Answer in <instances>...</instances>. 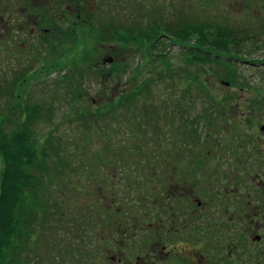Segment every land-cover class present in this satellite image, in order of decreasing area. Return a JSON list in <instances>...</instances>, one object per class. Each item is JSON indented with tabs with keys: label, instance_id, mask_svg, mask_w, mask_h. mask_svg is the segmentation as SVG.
Returning a JSON list of instances; mask_svg holds the SVG:
<instances>
[{
	"label": "rangeland",
	"instance_id": "374dc122",
	"mask_svg": "<svg viewBox=\"0 0 264 264\" xmlns=\"http://www.w3.org/2000/svg\"><path fill=\"white\" fill-rule=\"evenodd\" d=\"M61 1L60 8L45 11L51 7L50 0H37L34 2L35 7H40L35 11L37 15L31 13L26 17L28 12L24 11V6L27 5L21 0H0V114L9 112L7 105L14 103L11 96L3 93L6 88L15 87L16 92L23 96L22 102L35 103L45 100L47 105H53L54 113L50 121H42L39 124L38 139L43 140L46 133L54 134L55 139L63 138L65 144L62 147L61 162L52 165V168L58 167L57 170L48 172L49 180L53 183L49 199L54 210L53 216L47 224L41 225L38 241L26 254V262L89 264L88 259L91 258L93 261H90V264H101L104 250L101 242L95 240L103 226L104 215L102 216L101 212L136 210L140 208L138 206L142 201L148 200L149 186L145 181L149 180V169L144 168L142 162L146 163L143 165L149 164L151 146L179 145V140L185 134L183 131H193L199 138H193V143L188 140L189 144H201L200 139H204L213 147L212 152L216 149L227 151L226 148L229 150L230 145L238 144L237 135L241 130L249 129V139L257 134L262 135L260 129L264 128V0ZM70 10L72 12L69 13ZM180 12L187 18L197 16L204 20L217 19L222 24L241 30L240 35L244 40L240 53L236 54L241 59L236 61L235 58L231 66L236 73L237 85L232 86L220 75L218 77L216 72L223 73L225 68L216 64L207 67L208 75L203 76L204 84L196 85L186 77L190 70H198L184 58L191 56L187 50L177 46H168L169 49L164 51L159 48V52L154 53V56H171L174 64L182 70V75L165 80L159 79L160 76L155 77L159 87L149 99L153 108H157L159 112L154 123L148 124L137 115L141 120L138 124L135 114L122 112L118 118L123 122L117 135L119 137L115 139L113 136L117 130L113 131L112 137L105 140L102 137L107 133L111 135V132L104 131L99 137L101 132L96 130L98 127H115L116 121L110 116L101 120L95 119L98 102L109 101L113 95L115 98L119 91L134 84L129 81L133 78V68L142 62V56H146V52L136 51L137 47L132 42L120 47L116 44H104L99 37L89 35L86 30L74 35L64 47H61L60 39H64L65 34L74 30V27L84 26L85 22L97 27L112 22L116 25L128 24L137 27L142 19L145 26H148L157 16L164 22H167V19L170 23L176 22L180 19ZM62 18L64 19L61 20ZM167 42L170 43V40ZM257 43L261 45L257 46ZM112 56H118V61L128 64L124 79L113 83L98 76L95 78L89 73L93 68L111 64L112 62L106 61L113 59ZM155 60H158V57ZM76 63V68H80V71L75 69L72 72L70 68H74ZM82 73L83 78L80 77ZM64 74L71 75L84 85L87 95L81 100L80 109L89 110L94 114L88 119V126H84L81 120L72 114L73 104L78 102L68 104L73 95L68 94V84L61 77ZM137 77L140 81L141 76ZM208 101L221 103L222 106L220 104L215 108L209 107L206 105ZM175 105L183 109L188 120L193 119L194 125L187 121L188 128L185 129L179 126L180 121L173 115L170 119L169 113ZM168 107L169 112L166 111ZM219 108L221 114L215 110ZM205 109H209L213 114L205 116ZM248 119L249 126L246 122ZM196 125V130L201 132L195 131ZM229 128L230 133L226 136ZM234 130L237 135L232 132ZM147 145H151L150 150ZM255 146L251 149L252 157L249 158L250 167L254 172L260 168L264 170L263 155H260L261 158L257 157L261 148ZM140 149H146L147 156H144ZM99 152H102L101 155H96ZM211 156L214 154L211 153ZM244 156L245 151L237 150L235 161L243 157L242 162H246ZM100 157L102 163L99 161ZM225 159L230 157L226 155ZM99 162L98 166L101 168L97 169ZM87 163L92 166L89 171L84 169ZM142 176L145 179L141 180ZM138 186L146 190L142 191ZM86 258L88 259L85 260Z\"/></svg>",
	"mask_w": 264,
	"mask_h": 264
},
{
	"label": "trees",
	"instance_id": "16d2710c",
	"mask_svg": "<svg viewBox=\"0 0 264 264\" xmlns=\"http://www.w3.org/2000/svg\"><path fill=\"white\" fill-rule=\"evenodd\" d=\"M180 13V19L172 23L168 19L167 22H164L159 16L149 22L148 26H145L141 19V24H137V27L128 24L116 25L113 22L97 27L95 24L85 22L84 26L79 25L78 28L74 27V30L66 33L64 39H60L61 47L68 45L74 35L86 30L89 35L99 37L104 44H116L120 47L132 42L137 47L136 51L146 52V56H142V62L133 68V78H130L129 81L134 84L119 91L115 98L113 95L109 101L98 102L96 116L89 110L80 109L81 100L87 95V92H84L83 83L75 80L69 74L62 75V79L69 87L68 94L72 93L73 95L69 96L71 100L68 104L74 101L78 102L73 104L72 109V114L77 116L75 118L81 120L84 126H88V119L91 116L97 120L107 116L113 117L112 119L116 121L115 127H98L96 129L101 132L98 134L99 137L104 134V131L112 133L111 135L105 134L102 137L104 140L107 137H112L115 130L117 131L113 136L115 139L119 137L117 135H119L123 122L118 118L122 112L135 114L138 124L141 121L138 116L148 124L149 122L150 124L154 123L159 112L157 108H153L149 99L159 87L157 81L154 80L155 77L160 76L159 79L165 80L169 77L172 79L174 76L182 75V70L174 64L171 56H154V53L159 52V48L164 51L169 49L168 46L172 48L177 46L182 50H187V53L191 55L184 56V58H187L189 65L198 69L197 71L190 70L186 74L192 83L195 82L196 85L202 86L204 84L203 76L208 75L207 67L216 64L225 68L223 73L216 72L218 77L220 75L232 86H236V73L233 72L231 66L235 58L236 61L241 59L236 55L240 53V47L244 40L240 35L241 30L228 24H222L217 19L204 20L197 16L187 18L185 14L182 16V12ZM134 22L136 23V21ZM88 23L91 25H87ZM67 34L71 36H67ZM168 40L170 43L167 42ZM256 45L260 46L261 44L257 43ZM112 57L114 62L108 66L93 68L89 73L95 78L98 76L100 79L104 78L113 83L124 79L128 72V64L118 61V56ZM157 57L158 60H155ZM73 64L75 63L73 62ZM76 66L77 63L70 70L72 72L75 69L80 71V68H76ZM137 75L141 76L140 81H138ZM80 77L83 78V73L80 74ZM14 84L18 86L17 83ZM105 85L108 84L105 83ZM9 90H11L10 93ZM103 92L106 91L103 90ZM3 93L11 96L14 103L7 105L9 112L6 111L4 115L0 114V264H30L28 260L26 262V254L38 241L41 225L47 224L53 216L54 210L52 202L49 200L53 183L49 180L48 172L57 170L58 167L52 168V165L61 162L62 147L65 144H63V138L55 139L54 134L46 133L43 140L38 139L39 124L42 121L51 120L54 113L53 105H47L45 100L35 103H28V100H26L28 102H22L23 96L20 92H16L15 87L6 88ZM220 104L208 101L206 105L215 108ZM168 109L170 108L166 109L167 112L170 111ZM180 109L179 105H175L173 110L171 108L170 119L173 115L180 121L179 126L185 129L188 128L187 121H191V124L194 125L193 119L188 120L186 113ZM215 110L221 114L220 108ZM204 113L205 116L213 114L209 109H205ZM196 129L197 125L195 131ZM195 137L198 136L193 131H186L185 138L191 143ZM196 140L194 139V141ZM147 146L150 150L151 145ZM139 151L147 156L145 155L146 149ZM101 153L96 155H101ZM99 161L103 162L101 157ZM100 162L96 165L97 169L101 168L98 166ZM85 166L86 171L92 168L88 163ZM134 188L136 187L134 186Z\"/></svg>",
	"mask_w": 264,
	"mask_h": 264
},
{
	"label": "flooded vegetation",
	"instance_id": "af4514ba",
	"mask_svg": "<svg viewBox=\"0 0 264 264\" xmlns=\"http://www.w3.org/2000/svg\"><path fill=\"white\" fill-rule=\"evenodd\" d=\"M36 1L21 0L26 17L40 9ZM58 1L50 0L45 11L60 8ZM260 130L250 139L249 129L232 131L238 144L227 151L212 152L204 139L189 144L185 131L179 145H153L149 164L142 162L149 169L148 200L136 210L101 212L95 236L104 250L100 263L264 264V170L254 172L249 161L255 145L264 158ZM237 150L245 151L246 162L235 161Z\"/></svg>",
	"mask_w": 264,
	"mask_h": 264
},
{
	"label": "water",
	"instance_id": "95a60500",
	"mask_svg": "<svg viewBox=\"0 0 264 264\" xmlns=\"http://www.w3.org/2000/svg\"><path fill=\"white\" fill-rule=\"evenodd\" d=\"M106 62H113V59L109 58Z\"/></svg>",
	"mask_w": 264,
	"mask_h": 264
}]
</instances>
